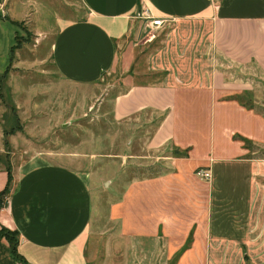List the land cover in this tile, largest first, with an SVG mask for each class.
Masks as SVG:
<instances>
[{"label":"crops","instance_id":"crops-1","mask_svg":"<svg viewBox=\"0 0 264 264\" xmlns=\"http://www.w3.org/2000/svg\"><path fill=\"white\" fill-rule=\"evenodd\" d=\"M55 1L43 6L39 0H0V20L20 21L36 42L46 40L51 72L74 84L95 83L113 69L118 45L137 26L147 27L143 11L163 20L153 27L162 39L147 55L148 78L116 93L110 114L117 123L156 114L145 148L154 152L174 145L187 155L155 154L154 161L166 169L128 182L112 201V237L120 241L112 242V251L123 243L133 250L110 262L262 261L257 251L264 247V160L245 156L234 135L263 145L264 119L222 96L254 89V78L235 74L240 66H253L264 80V0H57L67 8L63 13L53 7ZM198 169L207 170L209 178L196 176ZM11 177L0 226L17 232V253L29 264H88L89 173L34 156L12 167ZM0 264H18L4 238Z\"/></svg>","mask_w":264,"mask_h":264},{"label":"rangeland","instance_id":"rangeland-1","mask_svg":"<svg viewBox=\"0 0 264 264\" xmlns=\"http://www.w3.org/2000/svg\"><path fill=\"white\" fill-rule=\"evenodd\" d=\"M39 3L47 6L46 0ZM55 4L53 7L58 6L59 13L67 11L57 0ZM70 16H75L72 10ZM34 38L20 21L12 24L8 19L0 20V168L5 171L8 167L11 174L12 167L40 156L71 163L74 168L88 172L92 215L86 258L88 264H112L110 257L121 252L131 255L133 250L132 244L127 250L123 243L124 247H114L112 251V242L116 246L120 244L117 237H112L115 224L111 217L112 201L128 182L166 169L163 163L154 161L155 154L187 155L185 149L174 145L154 152L145 148L152 126L149 124L156 114L144 112L121 123L114 122L110 114L111 100L116 93L128 82L146 80V58L160 45L161 32L153 27L137 26L135 34L118 45L113 69L103 73L95 83L81 85L56 78L44 55L47 41L36 42ZM13 65L19 68L14 70ZM235 74L254 78V89L222 97L234 100L264 119V80L259 70L240 66ZM182 108L187 110V105ZM234 138L241 141L243 137L234 135ZM243 139L244 155L264 160V144L253 145ZM257 252L262 261L256 258V264H264V247ZM137 255H142L141 248L137 249ZM143 264L175 263L156 262L151 257L150 263Z\"/></svg>","mask_w":264,"mask_h":264},{"label":"trees","instance_id":"trees-1","mask_svg":"<svg viewBox=\"0 0 264 264\" xmlns=\"http://www.w3.org/2000/svg\"><path fill=\"white\" fill-rule=\"evenodd\" d=\"M160 118L161 116L159 117V119ZM241 141L244 142V139L242 138ZM5 172H6V183H5L4 188L0 191V207L2 204V196L5 195L9 191L10 183H11V174H10L8 167L5 169ZM0 238H4L7 241L8 246H9V254L16 262H18V264H29L16 251V245L18 241L16 231L9 230L6 227L0 226Z\"/></svg>","mask_w":264,"mask_h":264},{"label":"built area","instance_id":"built-area-1","mask_svg":"<svg viewBox=\"0 0 264 264\" xmlns=\"http://www.w3.org/2000/svg\"><path fill=\"white\" fill-rule=\"evenodd\" d=\"M143 17L147 20L146 21V25L147 27L151 28V27H159L162 24V19H160L159 17H150L149 15H147L146 11H143ZM195 175L203 178V179H208L209 178V172L205 169H198L195 172Z\"/></svg>","mask_w":264,"mask_h":264}]
</instances>
